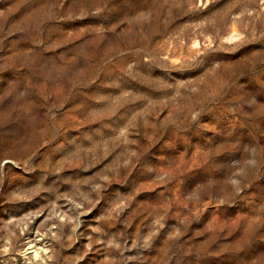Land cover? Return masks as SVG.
Instances as JSON below:
<instances>
[{"label": "rangeland", "instance_id": "obj_1", "mask_svg": "<svg viewBox=\"0 0 264 264\" xmlns=\"http://www.w3.org/2000/svg\"><path fill=\"white\" fill-rule=\"evenodd\" d=\"M0 264H264V0H0Z\"/></svg>", "mask_w": 264, "mask_h": 264}]
</instances>
